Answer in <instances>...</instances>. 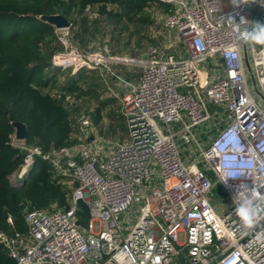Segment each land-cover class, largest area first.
I'll list each match as a JSON object with an SVG mask.
<instances>
[{"label":"built area","instance_id":"2783aa9c","mask_svg":"<svg viewBox=\"0 0 264 264\" xmlns=\"http://www.w3.org/2000/svg\"><path fill=\"white\" fill-rule=\"evenodd\" d=\"M154 1L169 7L165 27L185 54L149 47L135 63L138 81L119 69L134 63L108 47L54 55L63 71L99 76L119 102L129 139L102 146L85 113L77 143L61 150L12 136L25 154L10 176L14 187L41 158L70 191L69 208L26 210L27 234L0 229V246L16 264H264V35L252 34L257 18L264 27V0ZM73 103L68 95L66 107ZM216 184L231 204L222 213L212 202ZM80 200L90 209L85 224Z\"/></svg>","mask_w":264,"mask_h":264},{"label":"trees","instance_id":"16d2710c","mask_svg":"<svg viewBox=\"0 0 264 264\" xmlns=\"http://www.w3.org/2000/svg\"><path fill=\"white\" fill-rule=\"evenodd\" d=\"M154 0H0V229L10 235L27 234L25 211H38L57 204L69 208V190L54 176L50 163L36 158L30 174L20 186L11 184L10 176L24 163L25 154L11 145L16 133L12 123L27 127L26 143L45 152L61 150L77 143L73 139L75 120L66 107V97L92 96L99 100L94 73L81 69L60 82L65 71L55 67L52 59L63 44L56 29L40 19L43 15H63L72 24L82 18L84 34L88 9H96L100 20L137 27V32L153 25L148 9ZM99 21H95L97 24ZM79 33V32H77ZM81 34H76L79 37ZM82 43L85 40L82 38ZM152 44L157 42L151 40ZM96 79V78H95ZM116 99L100 101L90 113L101 127L104 113ZM81 223L88 220L80 213ZM12 219V223L9 222ZM0 264H16L5 247L0 246Z\"/></svg>","mask_w":264,"mask_h":264},{"label":"rangeland","instance_id":"374dc122","mask_svg":"<svg viewBox=\"0 0 264 264\" xmlns=\"http://www.w3.org/2000/svg\"><path fill=\"white\" fill-rule=\"evenodd\" d=\"M97 12V8L88 9L84 14V16L87 17L86 27L89 29L88 33L84 34L82 29V26L85 25V23L82 22V18L78 19V26L73 31L69 29L59 33L63 43V50L69 48L92 53L100 51L104 47H108L111 54L119 58H123L124 60H129L127 62L134 63L129 64L127 69L125 67L123 70L126 69V74L128 73L129 77L135 81H138L141 71L140 68L136 67L135 63H139L144 60V56L149 47H160L176 57H182L185 54L184 45L176 32L170 31L165 27L166 12L164 8L160 7L158 4H154V6L147 11L154 22L153 25L140 29V32H137L138 28L133 25H129V29H126L125 25L122 23L118 25L116 22L108 23L106 18L100 20ZM95 21L99 22L96 24ZM76 34L81 35L76 37ZM252 34L255 35V32H252ZM82 38L85 40L84 43L81 42ZM151 40H154L157 43L153 45ZM210 65V62L206 63V66ZM80 70H72L71 68L67 69V71L60 76V82H64L66 77L75 75ZM90 77L98 83L95 90L99 94V100L92 96H86L83 98H76L73 96L74 103L70 106L69 110L75 120L76 129L73 134L74 137L77 135V118L79 115L82 113L90 115V113L98 107L100 101L114 99L107 93L105 87L99 82L94 73H92ZM248 82L251 91L261 102L262 98L258 96L250 73H248ZM205 130L206 126L200 127L196 130L197 135L199 136L203 134ZM94 132L99 137L102 146H110V144L116 142H126L129 139L126 121L120 114V105L117 100L114 104H112V106H109L106 109L104 113V121L101 127H97L95 125ZM190 155L195 163L201 160L198 156V152L194 148L190 150ZM187 159L189 160V158ZM200 167H202V164H200ZM205 172L215 183L212 172L209 170H206ZM212 202L220 206V213L231 207V204L228 203L224 194L220 192V187L217 184L215 194L212 195ZM95 229H99L98 223H95Z\"/></svg>","mask_w":264,"mask_h":264},{"label":"water","instance_id":"95a60500","mask_svg":"<svg viewBox=\"0 0 264 264\" xmlns=\"http://www.w3.org/2000/svg\"><path fill=\"white\" fill-rule=\"evenodd\" d=\"M42 21L45 23L53 26L58 31L63 30H69L72 27L71 22L63 15L57 14V15H43L40 17ZM249 73H251V69L249 64L247 63ZM251 79L253 81L254 86L256 85L254 77L251 75ZM13 127L16 129L15 138L18 141H25L26 135H27V127L25 124L21 122H14L12 123ZM95 139L94 136H92L89 141L92 142ZM31 172V171H30ZM30 174V173H29ZM78 206L80 208L81 213L86 217V219H90V209L88 205L83 201L80 200L78 202ZM77 225H80V221L77 222Z\"/></svg>","mask_w":264,"mask_h":264},{"label":"crops","instance_id":"0c3cea01","mask_svg":"<svg viewBox=\"0 0 264 264\" xmlns=\"http://www.w3.org/2000/svg\"><path fill=\"white\" fill-rule=\"evenodd\" d=\"M262 27V23H261V21H260V19H256V24H255V26H254V32H255V34L256 35H260L259 33H260V28ZM245 58H246V56H245ZM124 67H119V69H123ZM126 70V69H125Z\"/></svg>","mask_w":264,"mask_h":264},{"label":"clouds","instance_id":"9594fccd","mask_svg":"<svg viewBox=\"0 0 264 264\" xmlns=\"http://www.w3.org/2000/svg\"><path fill=\"white\" fill-rule=\"evenodd\" d=\"M259 34L264 35V27H261L260 28V33ZM240 214L242 216H244V218H245L246 221H249V217H248V215H247V213H246V211L244 209H241L240 210Z\"/></svg>","mask_w":264,"mask_h":264}]
</instances>
